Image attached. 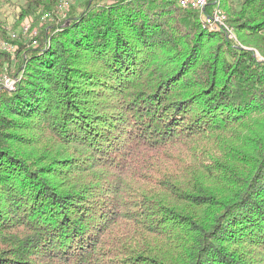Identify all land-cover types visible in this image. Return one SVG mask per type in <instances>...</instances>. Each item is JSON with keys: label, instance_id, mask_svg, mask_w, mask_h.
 Here are the masks:
<instances>
[{"label": "trees", "instance_id": "trees-1", "mask_svg": "<svg viewBox=\"0 0 264 264\" xmlns=\"http://www.w3.org/2000/svg\"><path fill=\"white\" fill-rule=\"evenodd\" d=\"M16 5L0 264H264V0H220L236 40L169 0Z\"/></svg>", "mask_w": 264, "mask_h": 264}, {"label": "rangeland", "instance_id": "rangeland-1", "mask_svg": "<svg viewBox=\"0 0 264 264\" xmlns=\"http://www.w3.org/2000/svg\"><path fill=\"white\" fill-rule=\"evenodd\" d=\"M12 1H13V3H9L5 0H2V3L0 5V17H1L2 24L4 25L6 30L9 32L10 37H12V39L19 40V39H23L24 37H29L27 32L30 31V29L32 28L33 18L25 17V18L20 19V16L18 15L19 8L16 5V2L18 3L19 0H12ZM68 2L72 5H75L77 3V0H68ZM69 9L70 8L67 6V4L63 3L61 5V8H58V10H57L58 15L64 16L65 13L67 12V10H69ZM225 15H226V13H225ZM226 18H228L227 15H226ZM45 20H46V18H45ZM227 25L233 29V27L228 22V19H227ZM233 32H234V29H233ZM2 46L6 47L8 50H10L11 55L14 56V53H13L14 50H13L12 45H11V48L9 47L10 45H2ZM1 78H4V80H5L8 77L3 76ZM8 79L10 81H12V85L10 84V81H9L8 86H10V85L11 86L10 87H8L7 85H5V86L8 87V89H12L13 85H14V80L11 78H8ZM4 84H5V82H4Z\"/></svg>", "mask_w": 264, "mask_h": 264}, {"label": "built area", "instance_id": "built-area-1", "mask_svg": "<svg viewBox=\"0 0 264 264\" xmlns=\"http://www.w3.org/2000/svg\"><path fill=\"white\" fill-rule=\"evenodd\" d=\"M169 1H174L178 6L182 8L198 11L205 25H207L211 29L223 30L228 35V37L232 38L233 40H236V36L235 33L233 32V29L227 25V18L223 9L221 8L220 0H213L212 3H210V0H169ZM206 8H209L208 12H206ZM9 81L10 80L6 78L4 80L5 85L8 86ZM10 84L12 85V81H10Z\"/></svg>", "mask_w": 264, "mask_h": 264}]
</instances>
